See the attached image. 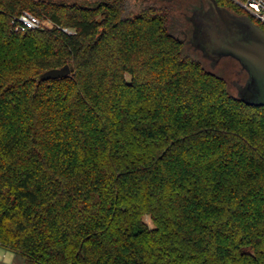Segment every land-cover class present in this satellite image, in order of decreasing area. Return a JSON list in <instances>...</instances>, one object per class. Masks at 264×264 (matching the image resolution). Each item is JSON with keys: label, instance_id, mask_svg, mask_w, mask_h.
Returning <instances> with one entry per match:
<instances>
[{"label": "trees", "instance_id": "1", "mask_svg": "<svg viewBox=\"0 0 264 264\" xmlns=\"http://www.w3.org/2000/svg\"><path fill=\"white\" fill-rule=\"evenodd\" d=\"M156 1L0 0V245L26 264H264V106Z\"/></svg>", "mask_w": 264, "mask_h": 264}, {"label": "water", "instance_id": "2", "mask_svg": "<svg viewBox=\"0 0 264 264\" xmlns=\"http://www.w3.org/2000/svg\"><path fill=\"white\" fill-rule=\"evenodd\" d=\"M208 1L215 13L214 18L202 16L205 17L202 19L204 23L209 21L211 25L207 28L205 24L203 49L217 59L223 56L235 58L249 75L239 97L247 103L264 106V29L252 18L236 15L221 7L217 0ZM72 70L69 64L50 68L40 75L39 80L65 77Z\"/></svg>", "mask_w": 264, "mask_h": 264}, {"label": "rangeland", "instance_id": "3", "mask_svg": "<svg viewBox=\"0 0 264 264\" xmlns=\"http://www.w3.org/2000/svg\"><path fill=\"white\" fill-rule=\"evenodd\" d=\"M76 1L88 4L92 0ZM202 1L206 4L208 3L206 0ZM199 2V0H157L156 5L170 9V26L172 30L184 40L187 52L202 60L204 65L211 71L225 77L228 81L230 91L239 97L242 86L246 84L249 78L248 72L242 68L241 64L236 59L229 56H223L215 62H210L203 47L197 42V39L193 37L195 23L199 28L203 29L204 33H206L207 30L202 23V19H205V17L202 16H205V14L199 12L197 8ZM45 26H52V23L49 20H45ZM205 44L209 48L208 41H206ZM127 78L130 79V75H127ZM146 220L151 223L148 216ZM0 263L26 264L20 254L2 245H0Z\"/></svg>", "mask_w": 264, "mask_h": 264}, {"label": "built area", "instance_id": "4", "mask_svg": "<svg viewBox=\"0 0 264 264\" xmlns=\"http://www.w3.org/2000/svg\"><path fill=\"white\" fill-rule=\"evenodd\" d=\"M239 2L249 13L264 22V0H245ZM13 25L16 31H25L45 26V20L41 19L30 10H24L20 15L14 18Z\"/></svg>", "mask_w": 264, "mask_h": 264}, {"label": "flooded vegetation", "instance_id": "5", "mask_svg": "<svg viewBox=\"0 0 264 264\" xmlns=\"http://www.w3.org/2000/svg\"><path fill=\"white\" fill-rule=\"evenodd\" d=\"M200 2H199V4L197 5V8L199 9V12H203L204 14H205V16H206V18H214L213 16H214V13H215V11L213 10V8H212V6L210 5V2L208 1V0H206L208 3L206 4V3H204V1H202V0H199ZM237 3H239L240 5H241V3L240 2H237ZM242 6V5H241ZM201 10V11H200ZM200 13V14H201ZM202 23L205 25H207V28L209 27V25H210V22L209 21H207V22H205L204 23V21L202 20ZM194 26V25H193ZM211 26V25H210ZM194 28H195V31L193 32V37H195L196 39H197V42H199L200 43V45L203 47V44H204V35H203V29H201V28H199V26L195 23V26H194ZM199 28V29H198ZM200 35V36H199ZM206 52V51H205ZM207 54V53H206ZM208 56V59H209V61L210 62H215L216 60H217V58H215V57H213V56H210L209 54H207ZM229 57H231V56H229ZM222 58V57H221ZM233 58V57H232ZM220 59V58H219ZM235 59V58H234Z\"/></svg>", "mask_w": 264, "mask_h": 264}]
</instances>
